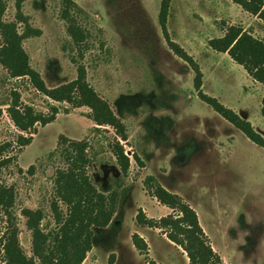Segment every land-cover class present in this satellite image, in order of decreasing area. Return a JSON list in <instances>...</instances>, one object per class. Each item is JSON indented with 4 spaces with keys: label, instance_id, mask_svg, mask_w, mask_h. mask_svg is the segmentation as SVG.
Instances as JSON below:
<instances>
[{
    "label": "rangeland",
    "instance_id": "obj_1",
    "mask_svg": "<svg viewBox=\"0 0 264 264\" xmlns=\"http://www.w3.org/2000/svg\"><path fill=\"white\" fill-rule=\"evenodd\" d=\"M1 1L6 6L4 21L18 22L17 0ZM73 1L84 11L74 12L88 35L81 48L62 19L63 0L22 4L33 33L23 41L30 65L48 88L75 80L78 65H83L89 85L125 125L128 140L118 138L111 127L94 130L89 108L55 102L28 79H11L0 64V146L11 144L1 157L10 160L0 169V185L13 187L15 197L11 216L0 211V264L4 237L14 230L24 254L33 255L32 231L23 210L44 212L41 228L46 234L58 229L51 204L56 171L66 164L59 152L51 154L61 135L88 140L92 182L106 195H118L112 222L95 230L83 264H190L186 252L162 230L137 222L139 210L154 220L172 213L151 195L148 177L196 211L219 264H264V149L199 99L195 72L169 45L176 43L193 58L205 94L264 137V87L228 54L209 47L210 40L221 38L233 25L264 41V22L231 0H171L166 38L159 23L163 0ZM24 27L18 23L20 32ZM18 96L21 108L44 115H51L52 107L59 111L56 121L36 127L32 143L24 148L17 144L18 137L30 135L21 133L8 113ZM117 141L130 160L126 175L114 154ZM59 206L66 212L61 202ZM136 233L147 243V256L133 245Z\"/></svg>",
    "mask_w": 264,
    "mask_h": 264
},
{
    "label": "trees",
    "instance_id": "obj_2",
    "mask_svg": "<svg viewBox=\"0 0 264 264\" xmlns=\"http://www.w3.org/2000/svg\"><path fill=\"white\" fill-rule=\"evenodd\" d=\"M26 0H17V21L5 22V4L0 0V64L8 72L11 79H28L35 90L58 103H67L73 109L87 107L91 113L88 118L94 124V130L99 127H111L118 138L128 140L126 127L114 114L110 105L102 99L87 81L86 68L79 64L77 78L67 84L48 88L41 75L30 65V59L24 49L23 41L30 36L32 30L22 13V4ZM241 6L243 10L256 16L264 22V0H231ZM64 10L62 19L67 23V31L76 46L81 48L87 41L86 31L78 24L75 14L84 13L73 0H63ZM171 0H163L159 14V23L167 38V20ZM72 9L75 11L72 12ZM18 23H24L22 32ZM171 50L183 61L187 62L195 72L194 88L199 99L209 105L217 114L227 120L235 128L245 134L254 144L264 149V137L258 133L252 124L241 118L236 112L225 107L217 98L202 91L203 75L193 58L176 43L169 42ZM209 47L218 53L228 54L232 61L241 66L257 83L264 85V41L241 26H229L221 38L209 41ZM76 63V61H74ZM17 95V93H14ZM17 101L10 105L8 113L15 126L21 133H28L30 137L20 135L17 144L20 148L29 146L37 126L45 127L56 121L59 111L52 107L51 115L35 112L30 107L21 108ZM2 110L0 109V119ZM11 144L0 146V169L6 166L10 159H1ZM90 144L87 139L73 140L61 135L56 150L65 161L66 168L58 169L55 175V200L51 204V211L58 229L45 233L41 223L45 219L42 210H23L27 218L26 225L32 231V252L28 258L19 243L16 230L10 232L3 240V264H83L87 254L93 248L96 229L109 226L118 208V195H106L92 182L88 169L92 164ZM114 154L124 175L128 173L130 160L125 154L124 147L117 141L114 144ZM34 167L31 166V170ZM149 192L158 202L172 213L159 220L147 218L142 210L138 211L137 222L140 226L160 229L169 241L181 247L187 254L190 264H219L221 259L214 252L208 238L200 225L196 211L185 202L182 197L167 190L155 182L153 177L146 180ZM61 202L66 207L63 212L59 206ZM15 197L13 187L0 185V211L11 216ZM133 245L141 252L148 254L145 240L137 233L132 236ZM147 264H157L149 261Z\"/></svg>",
    "mask_w": 264,
    "mask_h": 264
},
{
    "label": "crops",
    "instance_id": "obj_3",
    "mask_svg": "<svg viewBox=\"0 0 264 264\" xmlns=\"http://www.w3.org/2000/svg\"><path fill=\"white\" fill-rule=\"evenodd\" d=\"M245 30H246V29H245ZM228 56H229V55H228ZM256 84H258V85H260V86H263V87H264V85H262V84H259V83H257V82H256ZM168 241H169V240H168Z\"/></svg>",
    "mask_w": 264,
    "mask_h": 264
}]
</instances>
